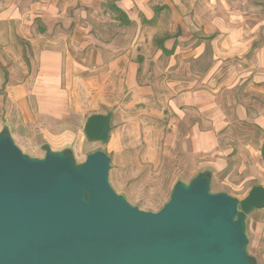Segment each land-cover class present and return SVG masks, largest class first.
Listing matches in <instances>:
<instances>
[{
	"label": "rangeland",
	"instance_id": "374dc122",
	"mask_svg": "<svg viewBox=\"0 0 264 264\" xmlns=\"http://www.w3.org/2000/svg\"><path fill=\"white\" fill-rule=\"evenodd\" d=\"M116 1L85 0L84 6L92 22L81 28L87 42L84 52L91 54L105 45L101 42L109 37L115 42L116 56L126 54L128 59L116 61L111 79L106 74V64L97 61L88 62V68L82 72L74 71L68 81L62 76L59 114L41 112L33 95L26 113L22 108L8 107V67L15 68L16 83L27 78L33 82L38 62L32 41L18 37L16 44H11L7 38L0 37V130L7 126L20 149L33 157L45 156L47 148L70 151L80 164L89 153L104 151L111 159L110 185L118 195L142 210L159 211L170 200L175 184L188 183L205 170L211 171V192H227L243 199L253 184L264 179V166L255 158L259 144L257 130L233 118L227 126L217 130L219 147L215 152L195 151L191 135L199 118L195 110L198 107L185 101L171 104L177 88L171 86V76L167 77L170 55H157L158 40L172 44L176 38L184 52L205 43L206 56L197 61L200 69L215 67L213 63L217 58L222 60L219 65L225 71L231 66L238 69L244 64L253 66V61L264 60V55L255 52V48H264V0H133L132 9L141 2L148 3V7L175 5V11L163 5L165 12L155 14L152 24L144 21L143 6L133 11L136 21L125 22L114 9ZM92 14L99 16L100 21ZM239 34L254 39L252 50L240 54L230 52L242 42H231L227 37ZM97 37L100 42L93 40ZM11 45L13 50L8 51L6 48ZM70 46L74 53L79 50L74 39ZM142 54L144 58L153 59L138 70L137 78L145 81L149 77L159 83L154 87L131 88L123 80L125 68L129 71L131 61L135 65L136 61L142 62ZM95 64L105 68L97 70ZM219 103L229 115L233 114L234 100L230 91L224 93ZM108 112L112 113L108 139L88 138L84 130L87 118L94 113ZM198 127L203 125L200 123ZM245 221L248 254L254 257L256 264H264V207L251 211Z\"/></svg>",
	"mask_w": 264,
	"mask_h": 264
},
{
	"label": "water",
	"instance_id": "95a60500",
	"mask_svg": "<svg viewBox=\"0 0 264 264\" xmlns=\"http://www.w3.org/2000/svg\"><path fill=\"white\" fill-rule=\"evenodd\" d=\"M112 113H94L88 138L106 141ZM102 150L77 164L70 151L25 154L0 131V264H256L246 216L264 207V186L238 199L211 192V171L175 184L159 211L118 195Z\"/></svg>",
	"mask_w": 264,
	"mask_h": 264
},
{
	"label": "crops",
	"instance_id": "0c3cea01",
	"mask_svg": "<svg viewBox=\"0 0 264 264\" xmlns=\"http://www.w3.org/2000/svg\"><path fill=\"white\" fill-rule=\"evenodd\" d=\"M84 3L85 0H0V37L7 38L6 41L11 42V44H16L15 41L18 37L32 41L31 43L35 45L34 52L38 62L33 71L35 75L33 82L27 78L23 79L21 83H16L13 75L17 72L13 66L8 67L9 79L7 82L9 84L6 90L8 92V107H11L12 110L16 107L22 108L23 113H26V109L29 107V99L33 95L35 105L41 112L49 111V113L59 114L60 99L58 96L59 92L63 91L61 89L62 76L68 81V76L74 71L76 74L82 72L83 69L88 68V65L86 66L88 62L97 61V63L104 62L106 64V74L111 79L116 61L121 62L122 59H128L126 54L116 56L115 42L109 37L101 42L105 44L101 48L93 50L91 54L84 52V43L87 42L83 39L84 33L81 28H86L85 26L92 22ZM132 4L133 0H117L115 5L124 10L127 17L133 21H136L133 11L134 9L138 11L140 6H143L142 10L140 8L141 11H146L143 16L144 21L152 19V22L155 14L158 15L161 11L165 12V7H170L173 11L177 9L174 4L169 5V3L148 7V3L141 2L135 4L134 9L131 8ZM163 13H161L162 17ZM92 15L95 19H100L99 16ZM152 22L148 23L152 24ZM250 38L244 34L228 36L227 39L231 42L233 40L242 42L241 46L234 47L235 51L230 52L240 54L252 50L254 39L249 40ZM72 39L79 49L76 53L70 46ZM93 40L100 42L98 37L93 38ZM43 42L45 45H42ZM158 43L157 55H170L169 64L166 67L169 72L167 77L171 76L169 82L174 89L177 88V93H173L171 104L178 105L181 104L179 102L185 101V103L195 105L199 109H195L199 113V118L193 125L191 135L195 151L215 152L219 147L217 130L224 128L231 119L236 118L243 123L251 124L257 130L259 144L255 148V158L264 166V82L262 81L264 80V67L258 68L257 66L264 65V60L253 61V66L244 64L241 69H238L237 66H231L225 71L222 69L223 66L219 65L222 60H218L216 57L217 60L213 63L216 66L210 65L204 70L198 67L197 61L206 56L205 43H200L193 47V50L187 52L182 50L179 44L180 40L178 41L176 38L172 44L161 40H158ZM6 49L8 51L13 50V46ZM255 52L263 56L264 48H255ZM152 59L143 56L142 62L136 61V65L131 61L129 71L121 66L125 68L123 80L126 85L131 88L140 85L150 87L158 85L159 80L154 81L147 77L145 81H140L137 78L139 77L138 70L150 64ZM95 65H98L97 70L104 67L99 64ZM26 72L28 73V68ZM125 76H127L126 80ZM112 77L114 78L115 75ZM261 82L263 83L259 84ZM65 88L66 91L68 86ZM227 91L232 93L234 100V111L231 115L219 103ZM200 123L203 125L201 128L198 127ZM251 173L254 177H258L256 173ZM257 185L264 186V179L253 184L251 188Z\"/></svg>",
	"mask_w": 264,
	"mask_h": 264
},
{
	"label": "trees",
	"instance_id": "16d2710c",
	"mask_svg": "<svg viewBox=\"0 0 264 264\" xmlns=\"http://www.w3.org/2000/svg\"><path fill=\"white\" fill-rule=\"evenodd\" d=\"M114 9L117 11L118 15L122 17V19L127 22L130 23L131 20L127 17V14L124 10H122L120 7L114 5ZM148 22H152V19L147 20Z\"/></svg>",
	"mask_w": 264,
	"mask_h": 264
}]
</instances>
